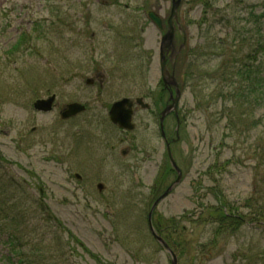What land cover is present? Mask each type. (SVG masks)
<instances>
[{
	"label": "rangeland",
	"instance_id": "obj_1",
	"mask_svg": "<svg viewBox=\"0 0 264 264\" xmlns=\"http://www.w3.org/2000/svg\"><path fill=\"white\" fill-rule=\"evenodd\" d=\"M205 1L182 0L177 11L183 32H176V46L185 36L184 47L200 43L199 55L207 42L225 38L231 29L239 30L238 40L251 36L253 28L250 23L243 26L242 17L251 10L259 13L264 0ZM170 6L171 0H0V173L21 184V190L13 184L6 189L11 191L13 204L17 208L19 201L26 202L32 226L39 234L47 233L54 243L47 251L35 252L39 264L170 263V256L147 228L156 161L146 155L152 146L159 150L155 158L162 155L163 143L155 115L148 118L141 112L134 119L135 148L124 159L108 149L119 133L103 116L96 117L100 106L122 94L160 89L161 34L147 11L166 19ZM21 34L27 41L10 52ZM180 56L181 52L175 61V77L182 86L178 102L181 123L179 140L171 149L182 178L155 209V215L165 219L167 232L171 230L167 219L184 213L196 217L202 206L214 202L209 188L220 190L228 203H241L252 194V160L246 153L251 139L233 145L224 136L218 106H197V82L194 85L188 80L183 86L177 78V65L182 64L183 72L188 63L186 59L181 63ZM218 60L201 55L198 64L192 61L189 69L197 71L194 74L203 81L198 89L212 83L201 74ZM117 62L122 64L119 70L113 67ZM131 66L136 70L125 75L123 68ZM96 72L105 75L101 89L85 83V77ZM211 87H204L201 93ZM96 90H102L100 98L95 97ZM51 93L57 95L56 109L35 111L34 99ZM70 100L87 101L89 109L76 119L63 120L59 110ZM167 122L173 137L175 123L172 118ZM174 178L171 175L169 182ZM98 181L105 184L101 193L95 186ZM35 200L46 209L36 208ZM194 217H179L176 228L185 227L183 238L193 239V243L184 254L176 251L177 264H264V223L244 224L233 235L217 236L215 246H207L214 256L203 261L197 245L207 241L210 226L196 225ZM4 239L1 233L0 264L3 257L7 261L5 255H11Z\"/></svg>",
	"mask_w": 264,
	"mask_h": 264
},
{
	"label": "trees",
	"instance_id": "obj_2",
	"mask_svg": "<svg viewBox=\"0 0 264 264\" xmlns=\"http://www.w3.org/2000/svg\"><path fill=\"white\" fill-rule=\"evenodd\" d=\"M197 1L207 3L205 0ZM242 19L245 21L243 26L247 27L249 23L251 24L253 28L251 36L241 37L238 40L236 32L239 30L231 29L230 34L228 32L225 38L207 42V47H203V54L199 55L200 43L192 48L187 45L182 50L179 59L181 63L185 59L188 61L186 71L181 72L182 64L180 66L176 63L177 75L182 80L183 86L184 82L188 80L191 83L193 81L194 85L197 82L194 91L199 93L194 94L197 106L204 109L218 106L216 112L219 121L222 119L224 122L223 126L226 131L224 136L228 137L233 145H236L241 139L243 142L251 139L246 147V153L248 158L252 160V194L241 203L231 200L228 203L221 195L220 190L216 191L215 188H209L214 202L202 206L196 217L191 215L194 217L193 223L196 225L206 223L210 226L211 234L207 237V241L197 245L200 249L198 254L203 256V261L214 256L212 250L209 251L207 246L210 243L214 247L217 236L228 233L233 235L244 224L259 225L264 223V31H262L264 1L259 13L251 10ZM203 20L205 19L203 18ZM25 36L24 34L18 36L8 50L11 52L21 48L24 41H27ZM230 36L232 37L229 44L227 40ZM187 48L191 49L188 50ZM201 55L219 58L210 70L207 69L201 74L204 81L213 83L206 84L207 87L212 85L206 93H201V91L204 92L206 86L198 89V84L203 81L199 80L198 74H194L197 71L189 69L192 61L198 64V58ZM1 160L3 159L0 157V166ZM12 184L21 190L19 188L22 187L20 183L13 179L10 180L9 177L7 178L0 173V235L1 233L5 235L2 242L7 245V248L9 247L8 251L11 253L9 256L5 255V259L11 264H39V261L35 259V252L47 251L54 246V243L51 238H48L47 233L39 234L36 228L32 226L29 218L30 208L26 202L19 201L18 207H15L11 200V194L8 193L11 191L6 190ZM262 191L263 193L260 195ZM34 204L37 205L36 208L46 209V207L41 206L40 201L35 200ZM244 208H247L246 211ZM184 214L179 217L188 216L191 218ZM179 217L167 219L169 229L172 230V227H177L176 221ZM164 220L160 216H155V228L163 227ZM172 220H176L173 226L170 223ZM171 230L164 232L165 241L173 250L179 254H184L190 249L189 246L190 243H193V239H185L184 237L181 240L178 237V232L173 233ZM185 231L186 228L184 227L182 233ZM41 241L46 242V244H40ZM3 259L4 257L1 259V264H6L7 261H3Z\"/></svg>",
	"mask_w": 264,
	"mask_h": 264
},
{
	"label": "flooded vegetation",
	"instance_id": "obj_3",
	"mask_svg": "<svg viewBox=\"0 0 264 264\" xmlns=\"http://www.w3.org/2000/svg\"><path fill=\"white\" fill-rule=\"evenodd\" d=\"M147 13H148V11H147ZM161 24H162L161 28L160 27L158 28L160 30V34H161L159 42H158V57L160 55L159 49L161 46L162 54H163L164 58L166 59L165 62H166L167 68L169 69V71H173L175 73V66H172L174 61H171V60H172V56L179 49L178 48L179 45L176 46L175 41H174V44L172 46L166 45V44L161 45L162 36L167 29L166 19L161 17ZM141 30L143 31V27L141 28ZM135 32H136V29H135ZM176 32H179V31L176 29L175 35H176ZM116 33H118V36L116 35ZM119 35H120L119 32L114 31L115 38L119 39V41L122 42L121 37ZM121 49H125V48H121ZM122 54H124V53H122ZM118 59H119V61H123V59H120V58H118ZM159 59H160V57H159ZM121 65L122 64H119V62H117V64L113 67L115 69L119 70ZM128 70L129 71L130 70L135 71L136 69L134 66H131V67H124L122 71L126 75ZM104 77H105V75H103L102 73L96 72L93 77L92 76L85 77V83L88 85H91V86H96V87L98 86L97 88L101 89V87L103 86ZM160 83H161V87H160V89L158 88L156 91L150 90L149 92L147 91L146 93H141V94H136V95L122 94L119 97L114 98L112 101L106 103L105 106H100V108L98 109L97 116H96L97 118L103 116L104 121L115 132L119 133V137H118L115 145H110L108 149L110 150V152H112L114 154H118V156H120L122 159H124V158L128 157L131 153L134 152V148H135V145L133 143L135 141L134 132L137 128V125L135 124L134 119L141 112L145 113V116H147L148 118L149 117L154 118L153 116L155 115L156 120H157V126H158V136L160 137V139L162 140L163 143H162V149H160V151H162V155H160V156L158 155V157L155 158V155L158 154L159 150L157 149V147H154V146H152L150 148V150H148V153L146 155L147 158H149V159L152 158L153 159L152 161H154V160L156 161V163H155L156 164V173L154 175L155 177H153L154 179H153V182L151 185V191H150L151 195L149 197L150 199H149L148 210L151 207V205L161 196V194L169 187V185L172 184L173 180L171 182H169L171 175H175V178L177 177L176 170L171 165L167 147L169 146V149L172 150L171 145L176 143L179 140V127H180V123H181V117H180V113L178 111V106H177L176 111L171 109L170 111H168L163 116V118L161 117L162 111L165 109V107L167 105L171 104V102H172V100L170 99V93L172 92L173 97L175 96V86L169 85L168 82L164 85L161 78H160ZM101 92H102V90H96L95 97L100 98L99 94H101ZM52 94L55 95V98L53 101L52 108L48 112L55 110L57 107V103H58L56 93H52ZM122 98H127L130 102L129 106H125V109H130V119H129V124L127 127L124 125H119V123H114L110 119V115H109V111L111 109L112 104L115 101L122 99ZM138 98H140V100H141L140 103L137 102V100H136ZM73 102L83 105L84 110L76 113L75 115L68 117L67 119H63V120L76 119L81 114H85L87 112V110L89 109V103L87 101L70 100L66 104L73 103ZM62 109H63V107H61V109L59 110V113L61 112ZM38 112L48 113V112H44V111H38ZM140 115H143V114H140ZM169 118H172V120L175 123L174 128H172V130L174 131L175 137L174 136L171 137L169 135V129L167 127V124H168L167 121L169 120ZM32 130H34V128H32ZM136 151L137 150H135V153H136ZM173 153H174V151H173ZM134 161H135V159H134ZM127 166H128V168H131L130 163H128ZM123 170L127 171V169L125 167L123 168ZM74 177L77 178L78 180L81 179V175L77 172L74 173ZM98 185H101L100 188L98 187ZM95 186H96V189L98 190V192H100V193L105 189V184L102 181L96 182ZM38 188H39L40 194L42 195V193H43L42 189L40 187H38ZM167 196L162 197L156 203L155 209L161 203V201L164 198H166ZM155 209L153 211L154 215H155ZM153 214H152V216H153ZM188 215L190 216L191 214H188ZM157 217H159V215ZM160 217H162V216H160ZM154 220H155V216L152 220V225L154 227L155 232L159 233L162 236V238H164L163 234L166 231L165 230L166 228L164 226L160 227L158 229L155 228ZM179 220L180 219H178L176 221V226H178L177 224L180 222ZM167 226L170 227L169 225H167ZM171 226H173V225H171ZM183 230H184V227L180 231L178 229L172 227L173 233H175L177 231L179 234L178 237L181 240L183 238V233H182Z\"/></svg>",
	"mask_w": 264,
	"mask_h": 264
},
{
	"label": "water",
	"instance_id": "obj_4",
	"mask_svg": "<svg viewBox=\"0 0 264 264\" xmlns=\"http://www.w3.org/2000/svg\"><path fill=\"white\" fill-rule=\"evenodd\" d=\"M182 0H171V6H170V13L167 17V29L164 32L163 36H162V41H161V45L162 44H166V45H170L172 46L174 44V34H175V28L176 25L175 23H177L178 25V29L182 30L181 26L178 24V17H177V11H178V7L180 5ZM149 17L151 18V20L158 26L161 28V19L160 17L155 14L154 12L150 11L148 13ZM184 46V41L183 43L180 45L179 49H181ZM160 59H159V66H160V75H161V79L162 82L164 83V85L168 82L169 85H174L175 86V96L172 98V92L170 93V98H172V103L167 105L165 107V109L162 111V115L161 117L163 118V116L170 111L171 109L176 110V106H177V101L179 98V94L180 91L177 87V83L175 82L173 73H169V70L167 69L166 66V59L164 58L163 54H162V49L160 46ZM177 52V51H176ZM175 55V54H174ZM173 55V56H174ZM55 95L52 94L50 96H48L47 98H41V99H36L33 103V107L36 110H41V111H48L51 109L52 107V103L54 101ZM137 102H141L140 98L136 99ZM130 102L127 98H122L120 100L115 101L112 106L111 109L109 111V115H110V119L114 122V123H119V125H124V126H128L129 124V119H130V109H125V106H129ZM82 110H84V106L79 104V103H69L67 104L63 110L61 111V117L62 118H66L69 116H72L78 112H81ZM168 150V155H169V159L171 162V165L175 168V170L177 171V177L175 179V181L162 193V195L152 204L151 208L148 211L147 214V224H148V228L151 232V234L154 236V238L163 246V248L166 250V252L169 254L170 256V264H177V257L174 251L171 250V248L167 245V243H165V241L156 234V232L154 231L153 227H152V223H151V215H152V211L156 205V203L162 198L164 197L166 194H168V192L172 189V187L179 182L180 177H181V170L180 168L176 165L173 156L169 150V146L167 147ZM101 185H98V187L100 188Z\"/></svg>",
	"mask_w": 264,
	"mask_h": 264
}]
</instances>
